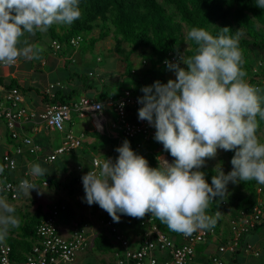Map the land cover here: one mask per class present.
Returning <instances> with one entry per match:
<instances>
[{
  "label": "clouds",
  "instance_id": "1",
  "mask_svg": "<svg viewBox=\"0 0 264 264\" xmlns=\"http://www.w3.org/2000/svg\"><path fill=\"white\" fill-rule=\"evenodd\" d=\"M254 2L264 9V0ZM79 5L80 0H0V64L38 58L41 49L27 42L20 47V38L47 32L53 24H73L81 16ZM228 32L225 27L213 35L192 27L186 38L195 42V53L164 61L175 79L140 89L138 119L155 128L154 140L174 161L151 167L125 139L115 149V161L105 159L98 172L82 175L84 202L98 204L114 221L119 214L143 217L149 212L171 231L191 236L216 225L219 212L211 215L207 209L214 198L227 197L229 182L264 184V142L257 135V116L264 120V106L258 89L245 79L240 33ZM218 149L234 150L233 167L227 173L220 168L209 184L200 168ZM46 174L41 164L30 166V175ZM37 186L25 179L18 190L30 194ZM19 225L15 207L0 197V243Z\"/></svg>",
  "mask_w": 264,
  "mask_h": 264
},
{
  "label": "trees",
  "instance_id": "2",
  "mask_svg": "<svg viewBox=\"0 0 264 264\" xmlns=\"http://www.w3.org/2000/svg\"><path fill=\"white\" fill-rule=\"evenodd\" d=\"M79 7L81 9V16L73 24H53L47 32L25 33L21 39L26 40L25 42L33 41L39 42V44H46L52 52V42L55 41L61 45V49L58 51L61 52L63 46L64 49H74L70 44L72 38L78 36L81 38V41H86V37L93 30L97 29V37L90 38V44L92 45L90 49H93L95 43L111 35L114 39L113 52L116 55L124 56L126 53L127 58L133 54L140 55L142 57V65L145 67V71L141 73L142 78L136 80V71L128 67L123 72V75L125 78L135 79L137 84L142 85L147 78L148 83L160 80V70L168 69L165 64H162L168 54L179 53L180 55L184 54L185 57H189L195 53L197 47L195 42L186 38L189 29L192 27L204 28L211 34L217 35L223 32V28L227 27L229 28L228 35L240 33L239 47L244 60L243 69L247 73L245 79L250 85L255 86L256 84L258 86V95L262 98L261 103L264 106V85L261 82L264 80V9L257 7L254 0H80ZM29 35L31 39H27ZM184 44H187L188 47L185 48ZM256 50H260L263 53L260 59L256 56ZM259 60L262 62L257 64ZM180 66L186 67L182 63ZM78 78L83 82L85 81L81 77ZM87 85L90 91L96 92V88L100 84L94 86L95 84L87 83ZM0 87L5 90L16 88L23 95V88L14 79H9L6 82L0 79ZM63 88H55L53 97H49L44 93L40 94L42 102L44 104L71 103L70 100L75 95V91L69 89L65 93ZM125 90H129L133 97L138 98L134 90L124 88L120 92L111 94L104 93L101 90L97 93L95 101L101 102L104 106L108 99L118 98ZM257 120L259 125L257 129L258 133L260 130L264 131V120H261L259 116H257ZM91 135L95 137L93 134ZM96 135L98 136L95 137L96 139L93 143L89 145L83 143L84 146L80 149L66 154L74 155L81 153L82 158L80 161L85 163L82 171L79 173L80 176L75 180L77 185H79L78 178L82 177L87 171V162L96 157L95 152L99 147L109 144L107 155L117 157L119 154L115 149L127 139L120 134L115 136L109 131L104 135H100L99 133ZM127 140L130 141L131 148L138 154L143 155L151 167H156L157 159L162 154L170 155L163 149V145L154 139L144 142L140 149L136 147V144L140 141L138 138ZM262 142L264 141L262 140ZM227 153L230 162L234 151L229 150ZM25 154L28 155L27 153ZM20 157L17 159L19 160ZM25 171L27 170H18L17 162V168L14 171H4L3 173L9 179L15 180L21 178ZM200 171L205 173V179L211 184V178L216 175L217 171L211 168ZM54 175V173L46 174L43 180L48 184L56 185ZM33 184L35 183L33 182ZM258 188H261L262 192H264V184H258L255 180L240 182V187L235 188L233 193L227 194L225 199L216 197L213 199V202H210L207 212L211 215L219 212V216L216 225L211 228L213 230L212 234H208L207 236L208 242L215 245V251L208 260L209 263H211V258L216 255L217 247L225 245L228 241L232 240L231 220L235 219L240 211H247L259 204V200L262 197L257 191ZM0 196H3V194L0 193ZM262 199L263 204L261 209L264 211V198ZM53 205L57 206L58 210L61 209L62 205L64 206V209L59 211V217L62 214H65L68 218L70 217L71 212L67 205L63 203ZM107 214L108 212L106 211L101 216V219L106 217ZM46 215L40 209L32 215L29 214L28 221L18 228L17 235L6 237L4 242L10 246L11 259L21 261L31 251L36 226ZM146 215L147 213H145L144 218ZM126 219L129 223L131 222V216L126 215ZM153 220V224L161 232L167 236L176 238L179 242L182 233L171 231L167 225L162 224L155 216H153ZM141 222L139 223L140 233H134L138 237L144 231V226L141 225ZM263 227L264 219L260 224L254 226L251 231L238 237V245L235 251L232 254L228 253L231 264H241L239 261L241 252L244 251L246 244H250L246 240V237L259 229H263ZM225 228L227 232L224 231ZM211 229L205 231L209 232ZM126 238L128 239V237ZM130 244L131 247L138 248V244L136 246H133L132 242ZM94 247L97 252L103 254L108 253L114 248L113 241L109 240L104 232L98 233L94 241Z\"/></svg>",
  "mask_w": 264,
  "mask_h": 264
},
{
  "label": "built area",
  "instance_id": "3",
  "mask_svg": "<svg viewBox=\"0 0 264 264\" xmlns=\"http://www.w3.org/2000/svg\"><path fill=\"white\" fill-rule=\"evenodd\" d=\"M80 41L81 38L77 36L70 40V44L76 48ZM52 49L54 53L58 52L61 49V45L54 41L52 42ZM179 55V53L168 54L165 60L175 62ZM164 61L162 64H165ZM0 66L8 65L0 64ZM261 82L264 85V80ZM253 87L258 89L256 84ZM55 88H63V84L60 82L50 84L47 89L50 97H53L50 93ZM122 104L123 107L121 106ZM105 105L117 117V122H112L110 127L118 132L116 133L117 135L120 134L127 139L138 138L140 141L136 144V147L139 149L144 142L154 139L155 128L151 127L147 121L138 119V108L141 105L138 104L137 98L133 97L129 90H125L118 98L108 99ZM103 111L101 102L81 97L77 101L68 104L47 103L44 104L41 111L35 112L23 104V96L16 88L6 90L0 101V122L3 124L6 131L5 137L6 139L8 138L10 145L9 148L6 147L7 143L4 142L3 137L0 135V143L3 142L6 145L0 151V167L4 171H14L17 168V158L25 153L30 156L39 154L38 157L42 163L52 164L59 156L80 149L85 142V134L81 133L79 136H75L64 127L66 122H70L71 113H75L78 118L90 117L97 132L107 133L109 131L107 124L110 123V120L104 115ZM29 123H33L32 132L39 131V128L43 127L48 131L63 133L60 145L52 150L50 149L48 152H43L39 145L33 141L32 137L25 134L22 130L23 125ZM108 158L113 161L116 159L115 156L111 155L93 157L86 164V173L89 171L98 172L101 163ZM84 164L83 161H79L75 168L78 173L82 171ZM34 177L30 175L29 170L25 171L21 178L15 180H11L4 173H0V193L3 196H8L11 200H16L22 193V191L18 190L20 181L28 179L33 183ZM78 184L83 185L81 177L78 178ZM41 185L48 184L43 180ZM257 191L264 198L262 189L258 188ZM262 198L259 200L258 205L247 211H240L237 217L231 220L230 229L233 238L227 244L217 247L216 255L211 258V264H225L223 256L228 253L232 254L235 251L238 245V237L241 234L248 233L254 226L262 222L264 219V211L261 209ZM63 209V205L59 210L55 205L50 207L47 215L36 226L31 251L25 255L23 260L15 261L11 259L10 246L6 242L0 243V264H73L77 255L88 245V226L86 223L73 222L68 234L66 236L61 235L58 229V219L59 211ZM98 210L103 211L99 206ZM146 213V217L141 222V225L144 226V231L137 239L139 242L138 248L131 247L130 240L120 233L116 221L109 214L100 220L102 228L109 230L112 235L113 244L124 249V256L118 257L114 264H189L195 257L194 245L196 243H205L208 234L213 232L211 229L209 232L198 230L191 236L182 234L178 242L176 238L161 232L153 224L152 214ZM244 252H251L254 256H258V252L253 249L251 244L245 245ZM155 253L159 254V256H155Z\"/></svg>",
  "mask_w": 264,
  "mask_h": 264
},
{
  "label": "rangeland",
  "instance_id": "4",
  "mask_svg": "<svg viewBox=\"0 0 264 264\" xmlns=\"http://www.w3.org/2000/svg\"><path fill=\"white\" fill-rule=\"evenodd\" d=\"M97 35H98V30L95 29L93 30L92 33L88 35V37H86V41H81L80 44L76 48L74 49L65 48L64 49V46H63L62 51H65L66 56H67L64 59L66 66H70L71 64V67H70L71 70L76 71L79 77H81L82 79H85L87 83L95 84L94 86H96V84H100L96 88L97 92H100L101 90H103L104 93L107 92L111 94V93L120 92L124 88H128V89L134 90V93L137 95V97L142 96L143 93L140 91L141 87L145 85H151L155 81L154 80L148 83V80H147L148 78H147L145 79V82L142 85L136 83V80H140L142 78L141 73L145 71V67L142 65V57L138 54H133L127 58L126 53L124 54V56L116 55L113 52L114 39L112 38L111 35L95 43L93 46V49L91 50L90 46L92 48V45L90 44V38H96ZM43 46H45L44 51L47 50V52L43 53L41 57H43L42 59L47 61V66L42 68V70L48 71L49 67H51L50 65H51L52 59L55 60V58L53 55L50 54L49 52L50 49H48V46H46V44H43ZM184 47L187 48L188 45L184 44ZM255 53L259 59L260 57L263 56V53L260 50H256ZM97 56L100 58V62H96ZM124 57L126 58L124 59ZM21 58L22 57H19L18 60ZM72 59L74 60L73 63L71 62ZM21 61H19L17 65H24L22 67L25 68L27 64ZM32 61H33L32 63V70H33V69H36V67H34L35 66L34 64L39 65L40 61H39V58L32 59ZM259 62H262V61L259 60L257 64ZM127 67L133 71L134 70L136 71L137 73L135 77L136 80L124 77L123 72L127 69ZM63 71L64 70L58 69L55 72H52L49 76L50 79L59 80L62 82L69 81L67 72L65 71L63 73ZM89 72H94V76L89 77L88 76ZM160 73H161V76H160L161 82L166 83L169 79H175V73L172 70L162 69L160 70ZM77 82H80V81L74 78L75 84H72V83L69 84L68 89H72L73 86H77L78 85ZM1 93L2 92H0V94ZM79 95L80 94L78 92L74 95L77 97L75 99L76 101L78 100ZM75 116H76L75 113H71V117H72L71 122L73 125L70 126V124L66 122L64 125L66 130H68V128H71V131L75 136H79L81 134L80 132L82 131V129H85L87 131L91 130L93 131L91 134H93L95 137L98 136L96 134H98L99 132H97L94 126L92 125V122H93L92 119H89L88 117H86V118L79 120L78 118H76L77 116L76 117ZM109 120H110V123L107 124V127L109 128V132L116 136L117 135L116 133L118 132L110 128L112 122H115V123L117 122L116 115L111 112L109 115ZM45 130L46 129H44L41 133L39 132L36 135L35 139L36 140L45 139L46 141L51 140V146L53 147V149L59 146L63 139L64 134L61 132H47L48 130L47 131ZM28 135L32 136L31 134H28ZM257 135L261 141L262 140L264 141V131L263 130H260L257 133ZM89 140L92 142L94 141V139H89ZM108 151H109V145L105 144L98 148V150L95 152V155L102 154L103 152H108ZM77 154L59 156V159L54 161L52 164L42 163L40 158L38 157L39 154L36 156H33L32 158H30V162H32L31 164L39 163L47 170V174L54 173L55 174L54 177L56 179V185L47 183L48 185L43 186L41 185V182L44 176H35L34 183L35 185H38V186L37 188L32 189L30 194H26L23 192L21 196L16 200H11L8 196H0V197L5 198L10 204H12L15 207V215L18 217L20 221V225H23L25 224L26 221H28L29 214L32 215L39 209L42 210L44 214H47L48 210L53 204L63 203L67 205L68 208L70 209L71 215L69 217V220H67L66 217L64 220H61L60 230L62 228V225H65L66 222L72 223L74 221V222L86 223L88 226L87 227L88 228L87 230L88 245L86 249H88V248L94 247V245L91 246L92 244L91 242L92 241L94 242V239L98 236L99 232H104L105 236L111 241H114V239L112 235L110 234L109 230L103 229L100 224L101 214L103 215L105 210L99 211L98 204L93 203L92 205H89L83 201V197L85 195L83 185L79 186L77 185L75 181L77 177L80 175L75 169L78 164L77 156H80V158L82 157L81 153H79L78 155ZM174 159L175 158L172 157L171 155L162 154L157 159L156 167L162 161H167L168 163H172ZM232 167L233 166L229 162V155L227 151L223 149H218L217 155L214 158H206V163L200 168V170L211 168L218 172L219 169L222 168V170L225 173H227L232 169ZM58 168H60V170L56 172L55 170H57ZM28 169L30 170V168ZM239 187H240V183L233 184L229 182L227 186L228 194L233 193L234 189L239 188ZM119 215H120V219L119 221H116L118 230L123 236L128 237V239L135 240L132 243V245L136 246L139 243L136 240V238L138 237L136 234L140 233L139 223L140 221L144 219V216L143 217H131V222L129 223L126 219V215L124 214H119ZM19 227H12L7 236L13 237L17 235L16 232ZM224 231L227 232V229L225 228ZM261 231L262 229H259L256 232L261 233ZM214 246L215 245L208 242V239L206 240L205 243H196L194 245L195 257L198 260L197 262L195 260L196 264H201L202 260H205L208 257V254H210L211 251L215 250ZM116 248L118 250H117V255L115 256L116 257L115 260H117L118 257L124 256V249L118 246ZM101 254L102 253H98L95 250V252H93V255L96 256L97 258L89 257L87 260L86 259L81 260L80 264H99L98 259L102 257L103 255ZM107 254H109V256L112 259H114L113 248ZM155 256H159V254L155 253ZM104 258L106 260L109 259L108 255L104 256ZM257 261H260V263H264V255H262V253H261V257L257 258ZM191 264H194V263H191Z\"/></svg>",
  "mask_w": 264,
  "mask_h": 264
},
{
  "label": "crops",
  "instance_id": "5",
  "mask_svg": "<svg viewBox=\"0 0 264 264\" xmlns=\"http://www.w3.org/2000/svg\"><path fill=\"white\" fill-rule=\"evenodd\" d=\"M29 38L31 39L30 35L28 36L27 39H29ZM20 40H21V44L19 46L23 47L26 40L24 41L21 38H20ZM27 43L35 45L36 47L41 49V51L39 53V56H38L40 64L39 65L34 64L35 65L34 67H36V69L32 70V63H33L32 59H25L24 57H22L19 60L17 59L16 63H14L13 65H8V66H4V67L1 66L0 67V79H3L5 82L8 81L9 79H14L18 83V85L23 88V90H24L23 93H22L23 94L22 95L23 96V104L28 109H30L32 111H35V112H39V111H41L43 109L44 103L42 102V96L40 94L44 93V94H46V95H48L50 97V95L47 93L48 86L50 84H54L56 82H59V80H51L49 76H50V74L52 72H55L58 69L64 70L63 73L66 71L67 75H68L69 81H64V82L60 81L63 84V87H64L63 90H64L65 93H67L69 91V89H68V85L69 84H71V83L75 84L76 83V82L74 83V78H76L80 82H77L78 83V85H77L78 87L77 86H73L72 90L75 91V94L77 92L80 94L78 96V99L81 98V97H87V98H90V99L92 98L94 100L97 99V95H98L97 93L98 92L97 91L93 92V91H90L88 89L87 86H89V85H87V82L81 81V79L78 78L79 77L78 73L76 71H74V70H71V68H70L71 64H70V66H66V63H65V60H64L67 57L66 56V52L61 51V52L53 53L51 50H49L50 54L54 56L55 60L52 59L51 65L49 64L51 67H49L48 71H45V70H42V68L47 66V61L42 59L43 57H41L43 53L47 52V50L44 51L45 50V46H43V44H39V42H33L32 41V42H27ZM19 61L27 64L26 67L23 68L22 66H24V65H17ZM71 62L73 63L74 60L72 59ZM96 62H100V58L98 56L96 57ZM88 76L89 77H93L94 76V72H89ZM5 91H6L5 89L0 87V92H2L0 94V101L3 98ZM50 94H52L54 96V94H55L54 90H52ZM91 96H93V97H91ZM76 98H77L76 96H73L72 99L70 100L71 103L76 101L75 100ZM103 110H104L103 111L104 115H106L109 118V115L111 113V111L109 110V107L107 105H104L103 106ZM76 118H78V117H76ZM84 118H86V117H84ZM88 118L90 119V117H88ZM78 119L80 120V119H83V118H78ZM71 121H72V117L70 118V122H68L70 124V126L73 125ZM32 124L29 123V124L23 125V129H22L23 132L25 134H31L32 135L31 137H32L33 141L37 145H39V147L42 149L43 152H48V151H50V149L52 150L53 147L51 146V140L46 141L45 139H43V140H39V139L36 140L35 139L36 135L39 132L41 133L44 129L42 127H40L39 131L32 132V130H31ZM92 125H93V122H92ZM94 128H95V126H94ZM68 130L71 131V128H68ZM45 131H47V130H45ZM47 132H52V131H47ZM92 132L93 131H91V130L87 131L85 129H82V131L80 133H86L85 134L86 139H85L84 144H88L89 145V144L94 142V141L92 142V141L89 140V139H94L95 140V137H92V135H91ZM99 134L100 135H104L106 133H99ZM0 135L3 137L4 142L7 143V146L3 142L0 143V151H1V150H3L5 148V146L9 148V145H10L9 141L5 137L6 136V131L4 130L3 124L1 122H0ZM84 144H83V146H84ZM105 155H107V152H103L102 154H98V155H95V156H100L101 157V156H105ZM32 157L33 156H29V155H26V154L23 155L22 157H20L19 160H18V163H19L18 164V170L19 171H24L25 169L29 170L28 168H30V166L32 165L31 164L32 162H30V158H32ZM81 158H80V156H77L78 164H79V161H80ZM59 170H60V168H58L55 171L58 172ZM22 193H23V191H22ZM101 216H102V214H101ZM65 217H66L65 214H62L61 217H59V219H58L59 220L58 221L59 233L61 235H63V236H66L68 234V232L70 231L71 225L74 222V221L72 223L66 222L65 225H62V228L60 230L61 220H64ZM66 219L69 220L68 217H66ZM70 222H71V220H70ZM87 230H88V228H87ZM95 236H97V235H95ZM95 236H94V238H95ZM137 239H138V237L136 238V240ZM246 240L253 246V249L258 252V256L255 257L253 255V253H251V252L242 251L241 255L239 257L240 263L241 264H264V263H260V261H257V258L261 257V253H262V255H264V227H263L261 233L253 232L252 234H250L249 236L246 237ZM94 241H95V239H94ZM134 241L135 240H130V242H132V243ZM91 243H92L91 246H93L94 242L92 241ZM113 247H114L113 248V250H114V259H112L109 256V254H107V253L103 254L102 253L103 254V255L101 254L102 257H100L98 259L99 264H114L115 263V261H116L115 260V258H116L115 256L117 255V250L118 249L116 248L117 246L114 245V244H113ZM85 249L82 250L77 255L76 260H75V262L73 264H80L81 260H84V259L87 260L89 257L97 258L96 256L93 255V252H95L94 247L93 248H88L86 250ZM214 251L215 250L211 251V253L208 254V257L205 260H202L201 264H210L208 262V260H209L210 256L213 254ZM98 253H100V252H98ZM106 255H108V257H109L108 260H106L104 258V256H106ZM229 256H230L229 254H226V255L223 256V261L225 262V264H231L229 262ZM195 260H196V262L198 261L196 259V257H195L191 263L196 264Z\"/></svg>",
  "mask_w": 264,
  "mask_h": 264
}]
</instances>
